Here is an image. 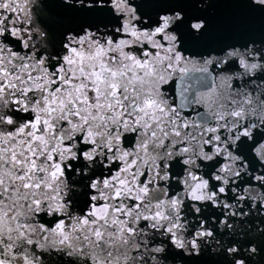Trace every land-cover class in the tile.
<instances>
[{
	"label": "snow or ice",
	"instance_id": "snow-or-ice-1",
	"mask_svg": "<svg viewBox=\"0 0 264 264\" xmlns=\"http://www.w3.org/2000/svg\"><path fill=\"white\" fill-rule=\"evenodd\" d=\"M227 6L0 0V264H264V0Z\"/></svg>",
	"mask_w": 264,
	"mask_h": 264
},
{
	"label": "water",
	"instance_id": "water-1",
	"mask_svg": "<svg viewBox=\"0 0 264 264\" xmlns=\"http://www.w3.org/2000/svg\"><path fill=\"white\" fill-rule=\"evenodd\" d=\"M231 11L233 10L227 6V0H216V15L218 17L226 16Z\"/></svg>",
	"mask_w": 264,
	"mask_h": 264
},
{
	"label": "clouds",
	"instance_id": "clouds-1",
	"mask_svg": "<svg viewBox=\"0 0 264 264\" xmlns=\"http://www.w3.org/2000/svg\"><path fill=\"white\" fill-rule=\"evenodd\" d=\"M206 184L205 183H201V184H197L195 186V188L192 191V196L195 199H200L203 200L206 198V193L202 192L201 189L205 188Z\"/></svg>",
	"mask_w": 264,
	"mask_h": 264
}]
</instances>
